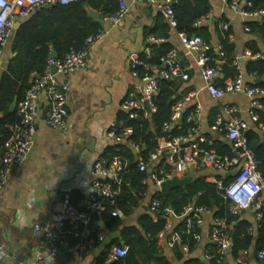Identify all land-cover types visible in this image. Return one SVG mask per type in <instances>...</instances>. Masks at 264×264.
I'll return each instance as SVG.
<instances>
[{
	"label": "built area",
	"instance_id": "built-area-1",
	"mask_svg": "<svg viewBox=\"0 0 264 264\" xmlns=\"http://www.w3.org/2000/svg\"><path fill=\"white\" fill-rule=\"evenodd\" d=\"M79 0H0V54L6 46L15 22L28 18L36 10L46 4H68ZM229 5L244 15L258 17L264 15V10H247L252 7L250 0H224ZM147 3L155 4L162 12L163 17L170 25L171 31L177 32L180 44L191 53L196 54V67L200 70L209 94L215 99H222L226 94H242L251 99L248 108L249 116L258 120L257 110L263 109L261 98L264 90L254 84L245 82V70L237 57L233 65L238 70L237 74L225 80L223 86H218L215 81L222 79L225 53L222 46L217 47V59H211L209 51L212 48L199 35H188L186 32L177 30V19L175 16L174 1L163 0H119V7L113 14L102 17L104 25L94 34L89 35L81 48H71L62 57H55L50 52L42 72L31 73V85L26 90L23 99L18 103L16 114L17 122L10 125L11 134L5 143L0 146V189L4 187L11 171L19 166L30 154L34 136L36 133L38 110L37 99L41 93H46L50 99V106L46 122L54 129L68 130L67 115L69 112V76L77 69L85 68L93 48L105 38L115 27L126 18L132 4ZM210 19V13L202 17L195 25L200 26ZM223 31L229 29L228 23H221ZM246 30L250 29L246 27ZM166 38L150 35L142 53L132 52L129 55V67L137 83L134 84L123 100L120 110L127 112L130 118L143 115L150 118L158 108L155 103L160 93L163 81H174L176 79L187 80L188 72L181 67L177 47H173L161 58L160 63L153 64L145 61L142 54L151 57V46L164 43ZM247 54L252 57L250 51ZM262 55L253 56V58ZM214 62L213 65L210 62ZM191 95L179 98L172 107V114L163 125L164 132H170L174 126H178L180 120L186 113L190 103ZM201 112L198 104L187 114V121L193 123V127L187 135L162 137L159 146L154 152L147 153V146L138 143L131 138L133 130L124 126L123 122L116 118L109 126L106 137L110 147L115 151L122 152L129 148L135 154V162L140 171L147 175L143 179L146 189L143 196L151 194V187L155 188L149 203V212L155 217L165 221L163 229L158 237L160 244L166 245L170 250L177 244H181L183 252L188 253L189 246L182 244V236L175 231L176 219H186L188 232L200 228L204 222V215L210 211L206 206H197L195 203L188 204L181 215H175L172 208L164 205L161 199L162 184L174 177H184L193 171V168H213L217 172L231 173L233 180L227 186L222 179L214 178L208 180L215 183L223 195L230 201V212L239 215L243 211L252 210L258 221L263 218L264 207V175L260 173L258 161L254 152L249 148L246 132L250 129L249 122L239 115V108L233 104H224L221 114L216 118L214 128L219 129L231 144L235 151L233 156H221L214 151H209L201 146L206 142L204 137H196L198 125L197 115ZM128 160L122 154L113 157L100 156L92 166L94 179L92 191L82 197L77 203H73L72 196L68 192L64 195L60 209L55 213L52 221L43 225L36 223L34 232L43 236V250L38 253L29 264H53L59 254L60 247L67 243L69 236L78 238V242L70 246L71 252L82 251L90 253L91 245H97L105 240V233L100 231L96 237H90V222L94 216L101 215L111 206L110 213L118 215L115 207L116 197L120 193L121 173L126 169ZM227 224L223 218H215L211 242L204 250V257L211 260L214 250L211 245L215 244V252L222 256H228L231 251L232 241L226 232ZM201 235H196V241L200 243ZM129 246H113L103 262L97 259L92 264H113L120 258L126 256ZM4 247L0 246V263L4 257ZM247 250L237 259L240 264H246ZM258 258L264 264V251L258 253Z\"/></svg>",
	"mask_w": 264,
	"mask_h": 264
},
{
	"label": "crops",
	"instance_id": "crops-1",
	"mask_svg": "<svg viewBox=\"0 0 264 264\" xmlns=\"http://www.w3.org/2000/svg\"><path fill=\"white\" fill-rule=\"evenodd\" d=\"M209 1L210 19L203 24L209 25L212 31L213 46L215 48L219 46L215 31L217 25L228 23L229 29L233 31L232 41L236 46L237 57L244 69L245 62L253 58L247 54L249 50L246 44L252 39H257L246 30V23L261 20L264 15L256 18L246 16L224 0ZM160 15L163 16L155 4H132L123 22L112 29L90 52L87 66L75 70L69 76L67 131L51 128L47 124L44 112L49 110L50 99L46 93L39 95L37 127L31 152L11 171L6 184L0 189V246H3L5 251L0 264L31 263L43 250V236L34 232L33 226L36 223L52 221L66 193L69 192L73 203H77L92 191L93 163L110 149L106 132L110 124L118 118L123 100L138 81L129 67V55L132 52H143L148 38L147 32L156 26ZM17 21L21 22L18 19ZM14 30L13 28L12 31ZM169 34V42L178 48L179 63L189 74L187 80L181 78L174 80L183 82L182 89L191 88L186 94L191 95L186 111L194 109L198 104L201 106V112L196 117L198 130L195 136L204 137L206 141L211 140V143L213 140L228 142L224 133L214 128L215 121L210 124L212 112L218 111L220 115L226 103L236 105L239 108V115L249 122L250 128H254L255 121L248 114L251 99L242 94H226L222 99L213 98L206 89L200 70L196 67V54L188 52L180 44L176 31L170 30ZM12 46L13 32L0 54V82L16 56ZM219 81L221 80L218 79L215 83L218 85ZM245 82L254 84L256 78L245 74ZM1 116L3 113H0ZM259 128L260 133L264 135V126L260 125ZM192 172L205 176L206 180L228 174L199 166L193 168ZM154 191L155 188L151 187L152 195ZM151 194L144 196L131 215L124 218V226L137 224L139 215L144 212L151 214L149 212ZM215 211L216 208L210 209L204 215V222L200 227L202 240L195 252L200 258L211 242ZM241 216L254 226L259 222L251 209L243 211ZM101 220L103 219L100 218L99 225L104 229L105 224L102 226ZM104 233L105 240L100 244L91 245L90 253L71 252L69 246L73 257L65 261L62 254L53 264H92L105 251L107 245L117 238L121 240L120 231ZM65 245H68V242ZM164 249L171 259H174L172 251L167 246ZM247 251L246 264L263 263L259 260V252L254 247ZM228 261L230 264H240L230 256Z\"/></svg>",
	"mask_w": 264,
	"mask_h": 264
},
{
	"label": "trees",
	"instance_id": "trees-1",
	"mask_svg": "<svg viewBox=\"0 0 264 264\" xmlns=\"http://www.w3.org/2000/svg\"><path fill=\"white\" fill-rule=\"evenodd\" d=\"M173 1L178 22L177 30L186 32L188 35L201 36L207 43L212 45L209 51L210 58L217 59V48L213 46V35L209 25H195L202 17L210 13V1ZM250 1L252 7L246 8L247 10H264V0ZM118 7L119 0H79L68 4L56 3L49 8L41 7L28 18L21 20L20 26L12 31V47L16 56L9 64L8 70L3 74L0 82V113H4L8 109L14 98L18 99V103L23 99L26 90L31 85V73L33 71H43L50 52L56 51L58 57H62L71 48L79 49L89 35L96 33L102 27L97 20L90 16V9L99 11L101 16L104 17L116 12ZM246 27L250 29L251 34L257 37V39L247 42V49L252 57L262 56L248 59L245 62L244 70L247 75L262 79L261 83H254V85L264 90V17L261 20L248 21ZM170 30V25L160 15L156 26L148 31L147 35L148 37L150 35L164 37L168 40L162 44L151 46V57L142 54L141 56L145 61L158 64L161 58L174 47L169 42ZM215 31L218 35L219 44L225 53L224 77L218 83V86H223L226 79L234 77L238 72L233 65L237 58L236 46L232 41L233 31L231 29L223 31L217 25ZM210 64L213 65L214 62L211 61ZM182 86L183 82L180 81H163L160 93L155 100L158 110L150 118H145L143 115L130 118L127 112H119L118 118L124 126L131 127L133 130L131 138L147 146V153L154 152L158 148L160 138L169 137V135L174 137L187 135L193 127V123L187 121V114L193 109L190 108L186 111L178 126H174L170 132L163 131V125L171 117L173 105L191 89L190 87L182 89ZM179 92L180 95L175 97ZM261 102L264 105V97L261 98ZM257 114L256 128H250L245 137L249 148L254 152L258 161L257 170L264 175V135L260 133L259 128L260 125L264 126V108L257 110ZM218 115V111L212 112L210 124L214 123ZM17 119L16 111L9 116L0 117V146L10 136V125L16 123ZM210 141L201 143V146L221 156L234 155V150L228 142L213 140L211 143ZM118 153L128 160L126 169L121 173L120 193L115 202L118 215L113 216L110 213L111 206H109L107 211L92 218L89 228L91 231L90 237H96L100 231L108 233L120 231L121 240L117 238L107 245L105 251L97 258L99 263L107 257L113 245L122 246V241L129 246V252L113 264H230L228 256L233 260H237L243 250H250L254 247L257 252L264 251V215L257 226H254L249 220L243 218L241 213L239 215L231 214L230 201L224 197L223 191L219 190L215 183L207 181L205 176L196 175L195 179L185 188H174L167 194L162 193V202L164 205L171 207L175 215H181L190 203H195L197 206H206L208 209L216 208L214 216L226 220V232L229 238L232 239L231 251L228 256H222L215 252L216 246L212 244L214 257L211 260H202L195 254L199 245L196 241V235H200V228L188 232L186 219L183 218L175 224L173 230L181 233V243L187 244L189 251L188 253L183 252L181 244H177L171 250L174 257V259H171L164 249L166 246L160 244L158 237L159 232L165 225L164 220L157 219L144 212L139 215L137 224L124 226V218L130 216L134 208L144 198L142 193L146 187L143 184V179L147 174L139 170L135 162V154L129 148L117 152L113 147H110L104 156L113 157ZM217 178L222 179L225 186L233 180V176L218 175ZM100 218L104 221V229L100 228ZM78 240L74 236H69L67 239L68 245L64 244L60 247L57 259L62 254L65 261L73 257V254L69 251V246L75 244Z\"/></svg>",
	"mask_w": 264,
	"mask_h": 264
},
{
	"label": "water",
	"instance_id": "water-1",
	"mask_svg": "<svg viewBox=\"0 0 264 264\" xmlns=\"http://www.w3.org/2000/svg\"><path fill=\"white\" fill-rule=\"evenodd\" d=\"M51 6H52V4H46L45 5L46 8H49ZM89 14L93 19L97 20L101 25H104L105 22H104L103 18H101L100 12L93 10V9H90ZM20 24H21L20 21H16L14 24V29L16 30L20 26ZM53 55L55 57H58V54L56 51H53ZM261 82H262V79H256V83H261ZM178 96H179V93H177L175 97H178ZM17 105H18V99L14 98L13 102L10 104L8 109L3 113V116L6 117V116H9L11 113H14L17 109ZM47 113H48V110L44 112V118L45 119L47 118ZM228 176H231V173H228L227 177ZM195 177H196V174L191 172V173H189L186 176L181 177V178L180 177H174L172 179L166 180L161 186L162 190L165 194H167L174 188H185L195 179ZM101 224H102V226L104 225L103 220H101ZM231 241H232V239H231ZM122 244H124V242H122ZM201 259L205 260V257L202 256Z\"/></svg>",
	"mask_w": 264,
	"mask_h": 264
}]
</instances>
